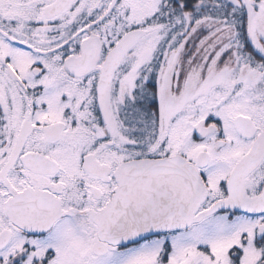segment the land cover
<instances>
[{"label": "snow or ice", "instance_id": "6c2138e0", "mask_svg": "<svg viewBox=\"0 0 264 264\" xmlns=\"http://www.w3.org/2000/svg\"><path fill=\"white\" fill-rule=\"evenodd\" d=\"M0 264H264V0H0Z\"/></svg>", "mask_w": 264, "mask_h": 264}]
</instances>
